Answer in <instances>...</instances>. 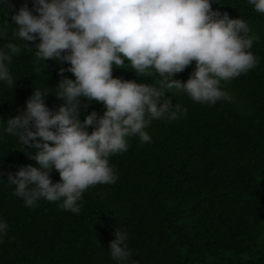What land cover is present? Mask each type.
<instances>
[{
  "label": "trees",
  "instance_id": "1",
  "mask_svg": "<svg viewBox=\"0 0 264 264\" xmlns=\"http://www.w3.org/2000/svg\"><path fill=\"white\" fill-rule=\"evenodd\" d=\"M23 3L0 0V27L7 32L0 48L13 42L21 49L8 65L13 89L0 83V220L8 226L0 236V264H117L108 248L117 228L128 236L126 264H264V14L248 0H214L212 10L245 20L257 37L249 49L256 66L221 82L231 100L214 105L171 90L173 105L186 113L152 120L144 129L150 143L128 138V151L109 157L116 182L86 189L79 213H72L61 201L25 207L7 183L19 167H38L27 155L37 149L5 133L2 121L24 109L34 88L49 91L45 104L56 110L62 101L51 91L60 79H75L68 62L38 60L35 47L14 35L11 16ZM27 6L31 11L32 0ZM124 67L114 66L113 78L159 85L155 71L138 76L127 62ZM194 70L195 61L173 78L183 83ZM84 103L81 122L92 111L103 114L102 102ZM49 176L60 182L54 168Z\"/></svg>",
  "mask_w": 264,
  "mask_h": 264
},
{
  "label": "clouds",
  "instance_id": "2",
  "mask_svg": "<svg viewBox=\"0 0 264 264\" xmlns=\"http://www.w3.org/2000/svg\"><path fill=\"white\" fill-rule=\"evenodd\" d=\"M213 2L32 0L30 11L24 0L11 16L16 25L14 35L25 46L35 47L38 60L68 62L66 70L75 77L60 79L51 91L62 101L56 110L45 104L49 91L34 88L24 109L2 121L5 133L16 137L22 146L37 149L27 155L38 167L27 165L8 174L7 183L15 185L13 195L21 198L25 207L43 199L61 201V208L79 213L78 201L86 189L116 182L109 157L127 152L128 138L138 136L141 143H150L144 129L152 120H175L186 113L179 104L173 105L171 90L201 104L231 100L221 82L256 66L257 58L249 49L257 37L249 35L245 20L212 10ZM248 3L264 14V0ZM6 36L0 27V38ZM37 39L39 43H25ZM5 47L0 48V83L13 89L16 80L8 65L21 49L13 42ZM193 61L195 70L185 82L173 78ZM126 62L138 76L158 73L159 85L113 78V67L125 69ZM64 71L61 67L60 74ZM165 93L171 96L165 98ZM82 99L85 108L93 100L102 102L103 114L92 111L81 122L78 106ZM53 168L60 182L51 181ZM7 227L0 220V236L6 234ZM114 235L108 245L109 256L117 264H126L127 233L117 228Z\"/></svg>",
  "mask_w": 264,
  "mask_h": 264
},
{
  "label": "rangeland",
  "instance_id": "3",
  "mask_svg": "<svg viewBox=\"0 0 264 264\" xmlns=\"http://www.w3.org/2000/svg\"><path fill=\"white\" fill-rule=\"evenodd\" d=\"M233 101H234V99H233Z\"/></svg>",
  "mask_w": 264,
  "mask_h": 264
}]
</instances>
